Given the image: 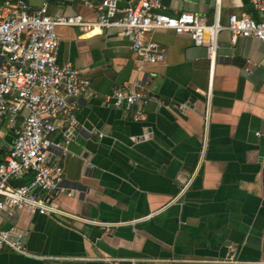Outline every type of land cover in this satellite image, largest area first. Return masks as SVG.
Returning a JSON list of instances; mask_svg holds the SVG:
<instances>
[{"label":"crops","instance_id":"1","mask_svg":"<svg viewBox=\"0 0 264 264\" xmlns=\"http://www.w3.org/2000/svg\"><path fill=\"white\" fill-rule=\"evenodd\" d=\"M24 1L94 20L102 0ZM162 1L169 15L193 13L208 24L219 16L225 25L232 14L262 18L250 0ZM117 2L127 9L139 0ZM58 33V63L79 70L95 92L78 101L62 162L73 194L56 195L87 222L3 212L0 226L25 232L27 253L0 246V264H264V43L233 44L222 31L212 69L204 46L171 30L151 34L165 51L159 64L139 60L115 29ZM135 83L147 102L116 108L114 89Z\"/></svg>","mask_w":264,"mask_h":264},{"label":"built area","instance_id":"2","mask_svg":"<svg viewBox=\"0 0 264 264\" xmlns=\"http://www.w3.org/2000/svg\"><path fill=\"white\" fill-rule=\"evenodd\" d=\"M250 2L262 15L261 20L232 14L222 25L219 16L208 24L193 13L169 15L162 0H139L127 9H121L117 0H102L94 20L80 14L52 15L48 3L33 9L24 0L0 1V215L26 211L87 222L61 209L56 197L57 193L73 194L64 186L62 162L69 154L78 101L95 93L91 81L83 78L79 70L71 64L58 63L59 28L84 33L96 28L118 30L132 40L134 54L147 64L166 59L164 49L151 34L171 30L177 35H189L196 46H204L213 69L222 31L230 33L233 44L241 38L264 43V0ZM108 99L116 108L134 111L147 102V95L135 83L114 89ZM61 128H66L65 138L56 140ZM10 133L12 143L3 152L1 146ZM25 176L30 177L29 183L18 185ZM25 241V232L0 226L2 248L26 254ZM230 263L238 264L232 260Z\"/></svg>","mask_w":264,"mask_h":264},{"label":"water","instance_id":"3","mask_svg":"<svg viewBox=\"0 0 264 264\" xmlns=\"http://www.w3.org/2000/svg\"><path fill=\"white\" fill-rule=\"evenodd\" d=\"M209 63H210V62H209ZM210 65H211V64H210ZM206 99H207V107H206L205 114H204V117H205V124H207V123L209 122V120H210V119L208 118V102H209L208 99H209V98L207 97ZM203 151H205V153H206V147H204V146H203V148H202V152H203Z\"/></svg>","mask_w":264,"mask_h":264},{"label":"trees","instance_id":"4","mask_svg":"<svg viewBox=\"0 0 264 264\" xmlns=\"http://www.w3.org/2000/svg\"><path fill=\"white\" fill-rule=\"evenodd\" d=\"M29 181H30V177L29 176H25L17 184L18 185H26V184L29 183Z\"/></svg>","mask_w":264,"mask_h":264}]
</instances>
